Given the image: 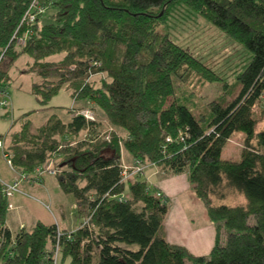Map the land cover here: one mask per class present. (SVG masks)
<instances>
[{
    "label": "trees",
    "instance_id": "trees-1",
    "mask_svg": "<svg viewBox=\"0 0 264 264\" xmlns=\"http://www.w3.org/2000/svg\"><path fill=\"white\" fill-rule=\"evenodd\" d=\"M32 1L0 0V98L7 102L0 109H8L10 65L27 56L21 73L39 79L30 85L39 107L66 92L92 104L113 133L95 140L99 125L71 109L67 123L50 115L37 128L30 113L22 115L8 146L0 134L14 174L32 178L39 169L37 183L54 177L82 218L71 231L36 221L12 237L0 184V264H53L54 253L55 263L59 256L67 264H264V0H36L42 13L21 22ZM177 5L248 52L232 85L158 29ZM46 8L52 13L40 23ZM53 56L60 57L46 61ZM190 74L222 83L224 94L205 115L175 93L176 80ZM230 86L237 94L227 102ZM236 133L239 159L222 158ZM121 150L143 166L188 174L215 226L207 254L167 241L170 199L144 173H126Z\"/></svg>",
    "mask_w": 264,
    "mask_h": 264
},
{
    "label": "rangeland",
    "instance_id": "rangeland-1",
    "mask_svg": "<svg viewBox=\"0 0 264 264\" xmlns=\"http://www.w3.org/2000/svg\"><path fill=\"white\" fill-rule=\"evenodd\" d=\"M51 13L52 9L46 8L40 17L39 22L45 23L48 21V16ZM194 15L195 14H192L185 7L177 5L170 10L167 23L158 29L163 33H168L176 43L187 50L191 55L202 61L207 68L213 70L217 75H221L223 77L227 76L228 85H232L234 82V72L236 70H241V67L248 62V52L240 48L239 45L227 38L217 29L207 24L203 19ZM59 57L60 56H53L48 58L46 61H55L58 60ZM30 63V58L27 56H21L16 59L8 69V109H0V134L4 135L5 146H8L9 144V135L12 129L15 130L17 128L18 120L26 113H30L29 120L32 128H37L41 126L50 115H55L62 123H67L70 120V115H68V113L71 109L80 111L79 114H85L88 112L92 119L99 125L98 136H96L95 140L101 141V138L105 135H111L113 133L110 126L105 123L103 115L100 111L96 110L94 106L89 107L90 103L71 101L66 92L60 91L58 95L52 98L46 106L39 107L35 97L30 94V85L38 82L39 79L35 75L21 73L22 69H25ZM99 77V75H94L92 79L97 81ZM175 87V93L179 97V101L188 104L190 108H192L193 113L197 116L205 115L207 104L216 97L224 94L223 90H221L222 83L209 84L201 80L195 74H190L184 79L176 80ZM236 94L237 89L234 88V86H230L227 90V95L224 96L227 97L228 102L231 101ZM91 109H93L92 112H90ZM6 110L8 111V115H5ZM254 116L258 118L256 112H254ZM12 121H14L13 126L11 125ZM238 135V133L234 134L232 140L225 144V149H230V153H227L224 150L222 152V158L237 159L239 157V151L238 149L236 150L234 144L236 139L240 140V135ZM82 137L83 136L81 135L79 140H81ZM59 160V158L56 159L55 163ZM5 164L6 162L0 153V176L3 179H6L5 176L10 173ZM46 177L44 186L48 188V192L51 195V201L49 202V200L43 197L42 199L44 203H46L48 209L46 206H43V208L46 211L50 209L53 213L57 214V204H59L60 211L63 212L67 218L69 214L76 216L74 209L71 207V203L74 202L73 196L56 192L58 190L52 187V183H55V178L51 176ZM24 181L29 184L37 183L34 178L24 179ZM35 189L44 192V188L39 185L35 186ZM25 191L27 194H31L27 190ZM16 195L17 193L10 198L12 204L15 203ZM25 198L26 199H24L23 202L29 200L30 202L38 204V201L33 198ZM226 201L237 202L238 198ZM201 210L202 209H200V211L194 210V215H191L190 217L191 226L194 228L201 227L209 222L206 220L205 215L202 214ZM14 212L16 211L12 210L9 214L12 215ZM20 213L23 225L26 228H29V214L33 213L32 210L27 206V208H21ZM77 220L79 221L80 218ZM9 223L8 225L12 227L11 232L14 233L16 230H13V225H16L18 222L10 220ZM65 227H68V224H65ZM206 235L208 236V233ZM134 248L137 247L134 246ZM203 250L204 248L202 247V251ZM192 253L196 255L206 254V252ZM55 264H67V260H61L58 256Z\"/></svg>",
    "mask_w": 264,
    "mask_h": 264
},
{
    "label": "crops",
    "instance_id": "crops-1",
    "mask_svg": "<svg viewBox=\"0 0 264 264\" xmlns=\"http://www.w3.org/2000/svg\"><path fill=\"white\" fill-rule=\"evenodd\" d=\"M89 107H92V104ZM92 110L93 109H91L90 112H92ZM12 131H14V129H12ZM239 135H240V140L236 139L234 144L236 150L238 149L240 155V151L242 148V135L241 134ZM233 136L234 134L229 138L227 143L232 140ZM224 150L227 153H230V149H225V146L222 152ZM237 159H239V157ZM120 162L122 163V165L126 167H131L133 165L134 160L128 153L121 150ZM5 165L7 166L11 174L8 173L9 175L5 176L6 179H3L0 176V184H10L17 179V176L9 168V166L7 164ZM143 172L145 175L143 179L144 181H146L147 185L149 187H154L158 189V191L161 194L167 196L170 199L169 211L164 220V228H165L167 241L170 243L182 245L186 247L191 253L206 252L207 254L214 244L215 226L209 220L207 216V212L202 202L193 193L191 185L188 181V174L186 172L181 174H171L166 172L157 165H145ZM46 178L47 177L44 176L40 183H33V184H29L26 181H20L19 193L16 195L15 203L12 204L10 201V198L13 197L14 195L8 197V206L4 220V225L8 228L12 237L20 228L26 230L30 229L36 221H39L43 224H55L58 229H65L68 231H71L79 226L82 218L81 216L78 215V213L75 210L74 212L76 213L75 214L76 216L69 214L67 218V216L60 211L59 204H57L58 206L57 214L53 213L50 209L46 211L43 208V206L47 207L46 203H44L42 199L43 197L49 200V202L51 201V195L48 192V188L44 186V182ZM37 185L44 188V192L35 189V186ZM52 187L58 190L56 192L62 193L59 190L56 180L55 183H52ZM23 190L24 191L27 190L32 195L27 194V192L26 191L24 192ZM25 197L33 198L34 200L38 201V204H35V202L34 203L30 202L29 200L23 202V200L26 199ZM27 206L33 212L29 214L30 215L29 228H26L23 225V222L21 221V213H20V209L24 207L27 208ZM73 206H74V202L71 203L72 208ZM200 209H202L201 210L202 214L205 215L206 220H208L209 222H207L206 225H203L198 228H194L191 226L190 217L191 215H194V210L200 211ZM12 210H15L16 212L10 215L9 212ZM78 218H80L79 221L77 220ZM10 220H14L18 222L16 225H13V230H16L14 233L11 232L12 227L8 225ZM65 224H68V227H65ZM207 233L208 236L206 235ZM202 247L204 248L203 251H202Z\"/></svg>",
    "mask_w": 264,
    "mask_h": 264
},
{
    "label": "built area",
    "instance_id": "built-area-1",
    "mask_svg": "<svg viewBox=\"0 0 264 264\" xmlns=\"http://www.w3.org/2000/svg\"><path fill=\"white\" fill-rule=\"evenodd\" d=\"M41 13H42V8L37 5L36 0H33L29 6L28 11H26L24 13V15L21 19V22L32 23L35 20L36 16L40 15ZM24 40H25V38H22V39L19 38V39H17L16 43L22 45ZM2 96H3V94H2ZM5 105H6V102L0 98V107H3ZM81 115H83L88 120H92V117L87 112L85 114H81ZM167 141H170V139H167ZM3 148H4V146H3L2 142H0L1 156L3 157L6 164L9 166V168L11 169V167L9 165L8 157L5 154ZM124 170L126 173L129 170H131L132 174L134 173V174H138V175H143L144 166L139 161H134L133 165L130 168L127 167ZM53 174H54V172L52 170H50V169L45 170V175H53ZM36 175H37V177L41 176V172L39 171V169L36 170ZM37 177L32 176V178H28L24 175L18 176L17 179L10 184H1L2 185L1 193L3 195H5L6 197H9V196L14 195L16 193L18 194L19 193L18 184L20 181H24V179H33V178L36 180ZM55 254L56 253H54L53 264L55 263V257H56Z\"/></svg>",
    "mask_w": 264,
    "mask_h": 264
}]
</instances>
